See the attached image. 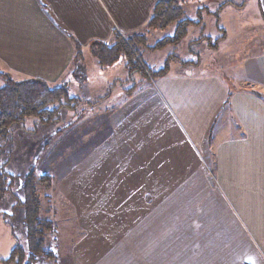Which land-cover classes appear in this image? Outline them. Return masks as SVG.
Returning a JSON list of instances; mask_svg holds the SVG:
<instances>
[{
  "label": "crops",
  "instance_id": "0c3cea01",
  "mask_svg": "<svg viewBox=\"0 0 264 264\" xmlns=\"http://www.w3.org/2000/svg\"><path fill=\"white\" fill-rule=\"evenodd\" d=\"M157 1L0 0V69L16 81L71 79L78 60L67 33L82 48L113 29L134 33ZM242 1L216 7L253 4L264 15V0ZM235 15L241 29L258 25ZM109 108L105 136L54 175L72 209L70 240H59L67 262L264 264V50L232 75L143 79ZM5 241L17 243L13 228Z\"/></svg>",
  "mask_w": 264,
  "mask_h": 264
},
{
  "label": "rangeland",
  "instance_id": "374dc122",
  "mask_svg": "<svg viewBox=\"0 0 264 264\" xmlns=\"http://www.w3.org/2000/svg\"><path fill=\"white\" fill-rule=\"evenodd\" d=\"M177 2L182 13L179 18L165 28L150 30L145 37L146 42L137 45V57L147 66L148 72L168 65V73L215 72L232 75L233 67L238 61H242L247 54H256L264 50V15L259 16L256 5L250 4L243 11L240 10V6L239 9L223 6L225 14L220 22L227 31L226 37L223 30L219 29V20L217 21L211 13L222 0H177ZM236 3L241 4L244 1L237 0ZM209 8L212 11L208 12ZM239 10L240 13L236 12ZM255 11L258 16H255ZM233 15L246 16L245 22L248 26L251 21V25H258L254 28L241 29L238 27L240 20L234 19ZM256 17L258 20L255 21ZM180 18L194 21L187 26L186 36L177 44L167 43L162 48H154L155 42L174 33ZM70 35H68L70 41L76 47L79 43L71 33ZM204 37L210 38V41H206ZM219 37L223 38L213 43ZM195 41L197 42L194 43ZM95 49L89 46L81 48L79 58L76 56L77 68L69 71L71 79L67 78L64 86H67L69 95L75 98L63 100V105L59 109V120L41 125L34 118H26L24 123L13 124L7 135L0 138V213L3 214L0 218L2 221L0 254L6 256L5 259L12 250L6 246L5 236L11 233L12 228L17 238L16 242L22 246L27 245L25 208L20 206L21 208L18 207L16 211L11 208L19 206L16 204L23 200L22 182L24 177L34 170L40 201L38 217L41 221L46 220L52 224L51 228L44 231V249L46 246L53 252V256L49 259L38 257V262L34 264L63 262L72 264L67 262L66 257L64 258L59 242L63 240L66 244L67 239L70 240L65 232L70 231L68 229L72 223V209L56 191L54 175L60 173L66 163H71L88 153L105 136L109 128L105 110H110L109 105L116 104L120 97L128 94L132 88H137L139 82L144 79L139 73V67L135 66L139 72L134 71V68H131L133 66L127 64L125 57L114 64H101ZM0 80L3 85V80ZM46 144L51 151L48 158ZM45 157L47 161L43 162ZM42 175L48 176L49 181H40ZM4 220L10 225H5ZM55 233L57 237L54 236ZM19 257L25 262V254Z\"/></svg>",
  "mask_w": 264,
  "mask_h": 264
},
{
  "label": "trees",
  "instance_id": "16d2710c",
  "mask_svg": "<svg viewBox=\"0 0 264 264\" xmlns=\"http://www.w3.org/2000/svg\"><path fill=\"white\" fill-rule=\"evenodd\" d=\"M229 3H223L211 12L217 18V21L219 20L218 12L223 6ZM180 11L177 0H158L151 8L147 22L139 31L125 35L126 33L123 34L119 30L113 29L108 42L94 41L89 47L91 49L96 48L95 50L101 64H114L122 57H125L127 64L133 66L131 68H134V71H138L135 69L136 65L139 67L140 72H138L143 75L142 77L145 80L151 81L162 77L168 74L169 66L167 65L166 67L148 72L147 66L143 65L141 59L137 57V45L146 42L145 37L150 30L165 28L178 19L182 14ZM193 22L189 18H180L176 24L174 33L155 42L154 48H162L167 43L177 44L186 36L187 26ZM219 29L223 30L225 36L224 29L222 27H219ZM67 34L71 36L69 33ZM223 37L215 39L213 43L220 41ZM204 39L207 41L210 38L204 37ZM110 41L111 43H109ZM74 48L75 58L76 56L79 58L78 56L80 55V49L82 47L77 44ZM167 64H169L168 61ZM0 79L3 80V85L0 87V138L7 135L13 124L22 123L26 118H34L41 125L59 120V109L63 105V100L75 98L69 95L67 86L64 87L67 80H63V84L54 86L39 78H28L16 81L9 73L1 69ZM35 180L34 170L24 177L22 182L23 200L19 202L26 211L27 245L22 246L16 243L9 257L0 260V264H34V262H38V257L49 259L53 256V252L49 248L45 246L44 249V231L51 228L52 224L46 220L41 221L38 217L40 201ZM40 181L48 182L49 177L42 175ZM24 254L25 262H22L19 255Z\"/></svg>",
  "mask_w": 264,
  "mask_h": 264
}]
</instances>
